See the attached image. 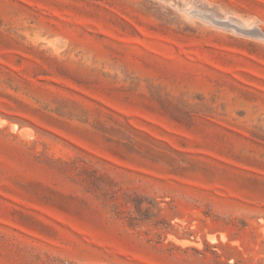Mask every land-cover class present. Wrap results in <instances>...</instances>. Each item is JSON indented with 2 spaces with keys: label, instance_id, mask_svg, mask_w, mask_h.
<instances>
[{
  "label": "rangeland",
  "instance_id": "1",
  "mask_svg": "<svg viewBox=\"0 0 264 264\" xmlns=\"http://www.w3.org/2000/svg\"><path fill=\"white\" fill-rule=\"evenodd\" d=\"M0 264H264V0H0Z\"/></svg>",
  "mask_w": 264,
  "mask_h": 264
}]
</instances>
